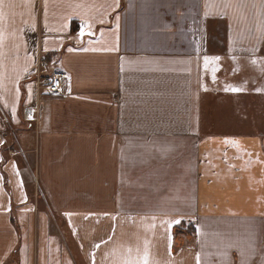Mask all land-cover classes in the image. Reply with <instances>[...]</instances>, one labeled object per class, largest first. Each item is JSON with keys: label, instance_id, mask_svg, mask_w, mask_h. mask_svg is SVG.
Instances as JSON below:
<instances>
[{"label": "crops", "instance_id": "0c3cea01", "mask_svg": "<svg viewBox=\"0 0 264 264\" xmlns=\"http://www.w3.org/2000/svg\"><path fill=\"white\" fill-rule=\"evenodd\" d=\"M12 2L0 264H264V0Z\"/></svg>", "mask_w": 264, "mask_h": 264}, {"label": "built area", "instance_id": "2783aa9c", "mask_svg": "<svg viewBox=\"0 0 264 264\" xmlns=\"http://www.w3.org/2000/svg\"><path fill=\"white\" fill-rule=\"evenodd\" d=\"M46 65V56L39 54L36 60V69L34 72V78L37 83H41V86L46 92L51 94L63 93L64 80L68 78L69 73L64 69H58L51 72H44L43 68ZM42 105L39 102H35L32 105L24 107L23 115L29 119H36L40 114Z\"/></svg>", "mask_w": 264, "mask_h": 264}, {"label": "snow or ice", "instance_id": "6c2138e0", "mask_svg": "<svg viewBox=\"0 0 264 264\" xmlns=\"http://www.w3.org/2000/svg\"><path fill=\"white\" fill-rule=\"evenodd\" d=\"M15 5L14 3L12 2V0H7V3H6V0H0V19H2L5 15V12H4V8L7 7L9 9L13 8ZM103 23V21H101ZM84 34V31H83V28L81 29V32H80V35L82 36ZM71 51V49H69ZM106 50H114V49H106ZM218 59V58H217ZM208 60L209 58L208 57H205V66H207L208 64ZM240 89H237V88H233L232 91H239ZM176 223H179V221H176ZM146 261H147V256H145V264H146Z\"/></svg>", "mask_w": 264, "mask_h": 264}, {"label": "rangeland", "instance_id": "374dc122", "mask_svg": "<svg viewBox=\"0 0 264 264\" xmlns=\"http://www.w3.org/2000/svg\"><path fill=\"white\" fill-rule=\"evenodd\" d=\"M34 38V37H33ZM35 41H36V45L38 46V42H37V37L35 38ZM35 79V78H34ZM36 80V79H35ZM37 85H38V88L41 90V89H43L44 91H45V89L41 86V83H37ZM40 103V102H39ZM41 104V103H40ZM23 110H24V108H23ZM41 116V112H40V114L38 115V117L36 118V119H32V120H37V119H39V117ZM35 182H36V176H35Z\"/></svg>", "mask_w": 264, "mask_h": 264}]
</instances>
